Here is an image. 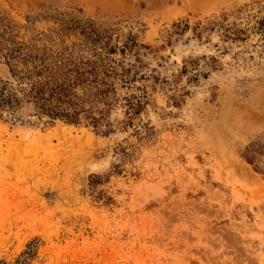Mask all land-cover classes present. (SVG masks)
<instances>
[{
    "label": "rangeland",
    "instance_id": "374dc122",
    "mask_svg": "<svg viewBox=\"0 0 264 264\" xmlns=\"http://www.w3.org/2000/svg\"><path fill=\"white\" fill-rule=\"evenodd\" d=\"M263 18L264 0H0V79L3 47L58 53L88 23L118 62L109 134L0 115V264H264Z\"/></svg>",
    "mask_w": 264,
    "mask_h": 264
},
{
    "label": "trees",
    "instance_id": "16d2710c",
    "mask_svg": "<svg viewBox=\"0 0 264 264\" xmlns=\"http://www.w3.org/2000/svg\"><path fill=\"white\" fill-rule=\"evenodd\" d=\"M260 25L264 27V18ZM81 34L86 45L65 47L58 53L31 50L12 42L3 47L11 79H0V115L6 112L17 121L19 111L32 107L39 117L69 124H79L85 118L96 131L111 133L108 117L111 99L117 96L114 81L118 78V62L113 58L117 48L106 30L92 23L83 25ZM85 86L93 91L82 99L77 90ZM247 158L253 163L254 158Z\"/></svg>",
    "mask_w": 264,
    "mask_h": 264
}]
</instances>
